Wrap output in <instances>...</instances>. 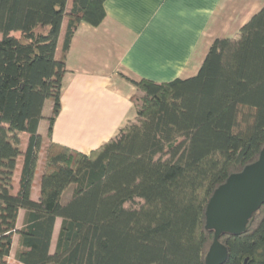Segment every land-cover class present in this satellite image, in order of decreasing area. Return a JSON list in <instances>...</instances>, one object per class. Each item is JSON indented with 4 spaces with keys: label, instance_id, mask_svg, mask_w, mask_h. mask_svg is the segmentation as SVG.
Returning a JSON list of instances; mask_svg holds the SVG:
<instances>
[{
    "label": "trees",
    "instance_id": "trees-1",
    "mask_svg": "<svg viewBox=\"0 0 264 264\" xmlns=\"http://www.w3.org/2000/svg\"><path fill=\"white\" fill-rule=\"evenodd\" d=\"M67 1L0 0V264H10L15 236L18 264H205L211 196L264 147V5L234 37L212 42L195 76L124 77L140 93L130 99L136 120L86 155L51 136L71 40L81 24L101 25L105 0H72L68 12ZM219 243L223 264H264V204L246 233Z\"/></svg>",
    "mask_w": 264,
    "mask_h": 264
},
{
    "label": "crops",
    "instance_id": "crops-1",
    "mask_svg": "<svg viewBox=\"0 0 264 264\" xmlns=\"http://www.w3.org/2000/svg\"><path fill=\"white\" fill-rule=\"evenodd\" d=\"M263 5L264 0H105L101 25L81 24L71 40L51 142L86 155L96 150L136 120L130 99L140 93L124 77L167 83L195 76L212 42L234 37ZM67 22L61 25L56 59ZM47 104L38 129L44 140Z\"/></svg>",
    "mask_w": 264,
    "mask_h": 264
},
{
    "label": "water",
    "instance_id": "water-1",
    "mask_svg": "<svg viewBox=\"0 0 264 264\" xmlns=\"http://www.w3.org/2000/svg\"><path fill=\"white\" fill-rule=\"evenodd\" d=\"M264 204V147L258 160L240 173L232 174L211 196L205 211L206 228L213 232V241L205 264H223L227 251L219 243L222 235L247 232L254 213Z\"/></svg>",
    "mask_w": 264,
    "mask_h": 264
},
{
    "label": "rangeland",
    "instance_id": "rangeland-1",
    "mask_svg": "<svg viewBox=\"0 0 264 264\" xmlns=\"http://www.w3.org/2000/svg\"><path fill=\"white\" fill-rule=\"evenodd\" d=\"M14 36L16 37H19V34H14ZM1 38V37H0ZM137 95H140V94H137ZM50 102H48L47 104V108L45 109V115L48 116V113H49V108H50ZM47 127H48V123H47V119H44L43 120V123H42V126H41V129L43 130H47ZM25 147V146H24ZM40 157H42V153L40 155ZM43 165V162L40 160L38 162V171H37V175L40 173L41 171V167ZM20 169V166H18V170ZM19 171H17L15 173V176H14V179H15V182L16 184L14 185V191L17 190V183H18V178H19ZM71 190L72 188H68L64 193H63V196H62V202H66V200L70 197V194H71ZM23 215H24V212L23 211H20L19 213V217H18V222H17V228H21L22 226V221H23ZM60 223H61V220L60 219H57L56 220V223H55V227H54V233H53V238H52V243H51V252H53V249H54V245H55V241H56V237H57V233H58V230H59V227H60ZM16 241H17V236L14 237V241H13V247H12V251H11V254H10V257H9V263L10 264H18L15 260H14V251H15V246H16Z\"/></svg>",
    "mask_w": 264,
    "mask_h": 264
}]
</instances>
